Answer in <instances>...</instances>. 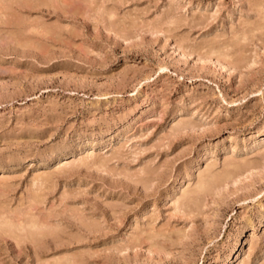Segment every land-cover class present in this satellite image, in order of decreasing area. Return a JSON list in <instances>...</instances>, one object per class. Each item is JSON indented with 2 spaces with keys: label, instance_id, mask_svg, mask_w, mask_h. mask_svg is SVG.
Segmentation results:
<instances>
[{
  "label": "rangeland",
  "instance_id": "374dc122",
  "mask_svg": "<svg viewBox=\"0 0 264 264\" xmlns=\"http://www.w3.org/2000/svg\"><path fill=\"white\" fill-rule=\"evenodd\" d=\"M0 264H264V0H0Z\"/></svg>",
  "mask_w": 264,
  "mask_h": 264
}]
</instances>
